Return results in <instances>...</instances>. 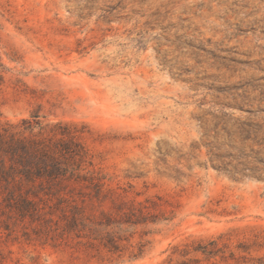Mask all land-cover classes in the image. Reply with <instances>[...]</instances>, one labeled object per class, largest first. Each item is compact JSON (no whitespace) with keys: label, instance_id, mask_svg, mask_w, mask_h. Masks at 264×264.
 I'll return each mask as SVG.
<instances>
[{"label":"rangeland","instance_id":"374dc122","mask_svg":"<svg viewBox=\"0 0 264 264\" xmlns=\"http://www.w3.org/2000/svg\"><path fill=\"white\" fill-rule=\"evenodd\" d=\"M25 119L108 195L0 189V264H264V0H0V134Z\"/></svg>","mask_w":264,"mask_h":264},{"label":"trees","instance_id":"16d2710c","mask_svg":"<svg viewBox=\"0 0 264 264\" xmlns=\"http://www.w3.org/2000/svg\"><path fill=\"white\" fill-rule=\"evenodd\" d=\"M36 117V115H33ZM25 130L14 131L5 129L0 134V189L5 190L11 198L19 193L22 202L32 205L22 194H31L40 198V193L46 195L61 194L69 186V192L75 190V185H83L89 190L86 193L92 199L103 202L108 195L105 191V177L91 173L82 174L83 164L88 162V152L78 139V130L72 124L57 122L42 125L30 120L24 121ZM39 125V130L34 132ZM10 128H15L10 125ZM26 132L29 134L26 135ZM84 196V195H83ZM42 200V199H41ZM81 208L76 204L75 213ZM143 213L142 210H140ZM77 215H73L72 222L77 223ZM139 223V220H127ZM85 226V224H82ZM99 225L109 226L111 222H99ZM209 244H214L210 242ZM104 245L116 249V240L108 238ZM195 251L215 254L214 249L198 246Z\"/></svg>","mask_w":264,"mask_h":264}]
</instances>
